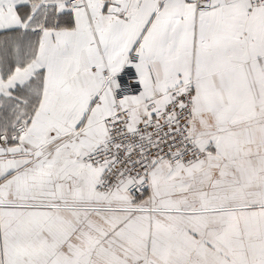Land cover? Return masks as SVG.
Masks as SVG:
<instances>
[{
    "label": "snow or ice",
    "instance_id": "snow-or-ice-1",
    "mask_svg": "<svg viewBox=\"0 0 264 264\" xmlns=\"http://www.w3.org/2000/svg\"><path fill=\"white\" fill-rule=\"evenodd\" d=\"M0 264H264V0H0Z\"/></svg>",
    "mask_w": 264,
    "mask_h": 264
}]
</instances>
